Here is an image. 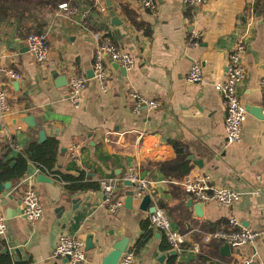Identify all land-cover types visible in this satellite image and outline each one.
Listing matches in <instances>:
<instances>
[{
	"label": "crops",
	"instance_id": "obj_1",
	"mask_svg": "<svg viewBox=\"0 0 264 264\" xmlns=\"http://www.w3.org/2000/svg\"><path fill=\"white\" fill-rule=\"evenodd\" d=\"M100 1L104 11L81 0L80 7L68 1L77 8L74 13L56 8L42 14L41 31L48 35L50 49L43 63L26 43L32 31L40 32L26 27L39 21L21 27L15 19L0 20V88L6 90L10 107L0 115V171L3 162L14 165L30 141H58L52 171L30 161L20 179H4L12 185L0 194L8 222L0 252L9 254L11 264H67L54 254L66 234L84 243L83 264H106L114 243L125 238L127 249L136 247L137 264H233L237 250L230 246L225 253L219 240L205 243L202 231L227 226L235 217L261 233L254 245L239 252L255 254L264 264V117L248 112L240 140L227 143L226 108L214 87L224 79L229 56L242 41L246 77L238 94L245 106L264 112V0H209L198 6L155 0L154 10L137 0H111L121 26L112 22L107 0ZM191 33L197 35L193 40ZM104 38L136 60L123 73L104 56L105 87L94 72ZM194 63L201 64V82L187 81ZM9 71L20 77L12 78ZM55 73L66 77L63 83ZM72 75L87 78L78 106L68 97ZM134 93L159 105H139ZM29 115L34 125L24 119ZM7 144L11 149L6 153ZM130 168L152 182L145 208V196L126 205L133 186L123 178ZM56 172L89 182L116 179L124 206L111 212L100 187L72 189ZM40 173L50 180L39 181ZM191 173L208 174L217 186L236 191L239 199L232 206L204 202L202 216L197 215L200 201L180 183ZM29 186L36 189L44 210L36 221L23 214L22 197ZM156 207L186 235L183 251L176 255L151 224ZM195 243L200 244L197 252L192 251Z\"/></svg>",
	"mask_w": 264,
	"mask_h": 264
},
{
	"label": "built area",
	"instance_id": "obj_2",
	"mask_svg": "<svg viewBox=\"0 0 264 264\" xmlns=\"http://www.w3.org/2000/svg\"><path fill=\"white\" fill-rule=\"evenodd\" d=\"M95 7L104 11L105 6L100 0H93ZM143 7L154 10L156 8L155 0H137ZM209 0H184L187 5L198 6ZM59 9L74 13L77 8L69 2H62ZM196 33H191L190 38L193 40ZM26 43L28 51L38 62H45L49 55L48 35L43 32H31ZM245 52V43L240 41L236 44L229 56L226 75L223 80L214 84L224 100L226 108V131L225 140L227 143H236L241 138L243 124L248 116L245 104L240 99L238 88L246 77V68L243 63V55ZM104 56L109 57L114 62L126 69H132L136 65L134 57L120 50L109 38H104L98 44V52L94 63L95 77L103 87L107 80V71L104 64ZM12 78H19L20 75L14 71H9ZM187 81L191 83L201 82L203 79L202 67L200 63H194L188 74ZM69 99L76 106L82 101V93L87 83V78L80 75H72L70 80ZM260 87L264 92V76L261 79ZM139 105L145 104L150 108H155L159 104L154 99L144 98L134 93ZM137 109V108H136ZM10 110L7 92L0 88V115L6 114ZM123 181H130L133 185V199L141 200L152 189V182L141 177L133 168H130L124 175ZM181 186L185 192L192 195L202 202H213L217 205L232 206L240 197V195L230 188L220 187L214 184L210 176L205 173L188 174L182 177ZM99 186L103 191L106 202L111 212H116L124 206V199L118 195V180L116 179H100ZM23 214L29 221L40 219L44 210L40 203L39 195L33 186H29L22 197ZM151 224L154 228L160 230L172 250L178 253L183 251V242L186 235L175 230L167 212L156 207L150 216ZM8 228L7 218L0 206V237L6 234ZM203 241L209 243L212 241H221L228 243L232 248L237 250L233 264H261L255 254L247 255L239 252V249L246 245H254L261 236L259 231L253 230L245 226L239 219L230 217L227 226L219 227L212 231H202ZM200 249V244L195 243L192 247L193 252ZM55 256L66 258L67 264H83L86 260L84 243L70 235H62L54 251ZM118 264H137L136 247L128 248L121 256Z\"/></svg>",
	"mask_w": 264,
	"mask_h": 264
},
{
	"label": "trees",
	"instance_id": "obj_3",
	"mask_svg": "<svg viewBox=\"0 0 264 264\" xmlns=\"http://www.w3.org/2000/svg\"><path fill=\"white\" fill-rule=\"evenodd\" d=\"M64 2L63 0H0V20L15 19L21 27H24L28 22L39 21L36 27H26L31 32L33 29L42 32V14L47 10H53L59 8V5ZM68 2V1H67ZM74 4L73 1H69ZM90 8H94L93 1L86 0ZM34 32V31H32ZM5 152L10 151V145L4 146ZM58 149V141L47 140L41 144L36 141H30L16 158L14 165L11 162H3L1 164V172L4 179L12 181L20 179L27 171L28 164L33 161L41 169L53 170V162ZM60 179L69 181V187L72 189H90L98 188L99 183L96 181H86L84 178H70L56 172ZM0 264H11V258L8 253L0 252Z\"/></svg>",
	"mask_w": 264,
	"mask_h": 264
},
{
	"label": "water",
	"instance_id": "obj_4",
	"mask_svg": "<svg viewBox=\"0 0 264 264\" xmlns=\"http://www.w3.org/2000/svg\"><path fill=\"white\" fill-rule=\"evenodd\" d=\"M63 1H73L74 3H76V5H78L79 7L81 6V0H63ZM108 10L110 12V16L112 17V22L115 25L121 26L123 24V22L118 18V16L116 15V11L112 5L111 0H107L106 1ZM28 50V47H27ZM115 68L116 69H120L123 73L127 70L125 67L120 66L118 63L115 64ZM57 79V82H59V84L63 83L64 79H66V77H64V79H62V77H60L57 73L54 74V76ZM246 109L249 113H252L254 115H256L257 117L263 118L264 117V112L263 109L261 107H254L252 105H247ZM28 123L34 125L35 124V119L32 115H29L27 117L24 118ZM2 125H0L1 128ZM45 138V132L44 130L40 131V140H43ZM38 180L39 181H48L50 180L45 174L40 173L38 174ZM126 183L128 185H133L130 181H126ZM11 182H5L4 178L2 176V172L0 171V194H2L5 189H8L11 187ZM12 197V196H10ZM150 201V196L149 195H145V197L142 200V204L141 207L145 208L147 206V204ZM133 202V191H129L128 193V197L126 199V205L127 206H131ZM195 209H196V214L199 216H202L203 214V208H204V202L200 201L199 203L195 204ZM153 212L155 211V208H153L152 210ZM128 243H129V239L125 238V239H121L117 242L114 243L113 245V250L107 255V257L104 259L106 264H118L122 254L127 250L128 247ZM7 249H3L2 251L5 252ZM223 250L225 253H228L230 250V245L228 243H225V245L223 246ZM173 255L177 254L176 250H172L171 252ZM67 260V259H66Z\"/></svg>",
	"mask_w": 264,
	"mask_h": 264
}]
</instances>
